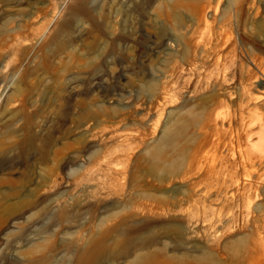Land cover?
<instances>
[{"label":"rangeland","instance_id":"1","mask_svg":"<svg viewBox=\"0 0 264 264\" xmlns=\"http://www.w3.org/2000/svg\"><path fill=\"white\" fill-rule=\"evenodd\" d=\"M263 50L264 0H0V264H264Z\"/></svg>","mask_w":264,"mask_h":264},{"label":"bare ground","instance_id":"2","mask_svg":"<svg viewBox=\"0 0 264 264\" xmlns=\"http://www.w3.org/2000/svg\"><path fill=\"white\" fill-rule=\"evenodd\" d=\"M251 78L264 83V58L262 55L259 60V72L254 74V78L252 76ZM253 80L247 83L248 87ZM229 119L230 122L232 119H238L241 124V127L235 130V134L230 136L231 155L235 156L234 153L237 151L243 161L250 163L252 167L264 163V88L258 93L246 92L245 97L240 99L238 108L230 115ZM218 133L220 135L219 131ZM209 146V150L212 152H216L220 148L218 144ZM221 165L225 166V164Z\"/></svg>","mask_w":264,"mask_h":264}]
</instances>
